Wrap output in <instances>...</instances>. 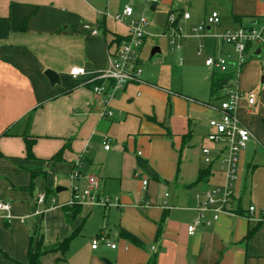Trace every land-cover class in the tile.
<instances>
[{"label":"crops","instance_id":"obj_1","mask_svg":"<svg viewBox=\"0 0 264 264\" xmlns=\"http://www.w3.org/2000/svg\"><path fill=\"white\" fill-rule=\"evenodd\" d=\"M159 2L177 13L185 36H174V47L163 54L153 46L149 58L161 57L155 62L139 53L141 80L109 99L112 114L101 118L106 97L92 88L108 89L109 81L98 75L115 39L129 32L128 19H115L127 0L113 10V0H0V201L10 203V219L0 216V264L27 262L29 239L41 221L47 243L70 237L66 251L42 255L41 264H264V220L243 214L248 205L264 207V49L249 44L236 72L233 45L213 36L241 25H264V2L216 0L218 8H208L203 20L217 11L220 21L208 25L202 37L191 32L200 21L190 14L182 19L174 0L150 8ZM191 44L197 59L185 69ZM210 55L228 62L226 71L207 67ZM74 66L85 72L71 75ZM46 69L57 73L58 82L50 84ZM213 76H223L224 84L210 96ZM229 85L252 92L255 102L238 101L237 116L252 137L227 181L219 171L217 146L206 135L208 119L218 115ZM25 137L34 140L32 157L26 156ZM205 146L211 164L203 162ZM59 150L60 160L52 161ZM141 161L155 172L147 175L144 191L142 177L134 176ZM77 163L74 185L84 188L86 177L94 176L100 193L118 200L107 207L84 201L67 221L61 204L70 196L69 174ZM226 183L234 191L237 214H221L190 235L187 228L197 217L195 193ZM57 186L63 189L57 192ZM40 194L54 197L56 204L38 203ZM101 231L114 248L102 243L91 248Z\"/></svg>","mask_w":264,"mask_h":264},{"label":"built area","instance_id":"obj_2","mask_svg":"<svg viewBox=\"0 0 264 264\" xmlns=\"http://www.w3.org/2000/svg\"><path fill=\"white\" fill-rule=\"evenodd\" d=\"M154 4L159 0H147ZM264 2V0H263ZM133 9L130 5H125L121 13L115 15V19L122 21L128 19L129 32L127 36L123 37L114 47L113 50L108 52L107 65L99 73L98 79L109 81L108 89L105 91L102 85H94L93 91L97 94L105 95L103 99L105 108L100 112L101 118L111 116L112 112L107 107L108 100L115 97L117 92L124 88L125 85L132 82L141 80L142 68L138 61L137 51L141 47L144 38L147 35V21L144 17L137 19L132 18ZM189 18V13H182V19ZM170 24L168 26V33H165L173 43L174 36L184 37L185 34L181 33V25L179 18L173 12L169 13L168 17ZM220 21L219 13L211 11V13L200 23L199 27L192 28V34L196 37H202L205 34L207 26L210 24H218ZM85 28H90L88 23H84ZM93 33H97L96 29H92ZM214 37L223 42L233 45L237 53V60L234 62V69L236 72L240 69L246 60V50L249 44H255L259 48L264 49V25L255 27L251 25H241L234 29H226L219 34H213ZM203 44L200 43L197 52L200 53ZM205 65L209 68L216 67L220 71H226L229 63L220 57L207 56ZM85 68L82 66H74L70 69V74L73 76L82 75ZM244 99L248 104L255 102V95L252 92L244 93L238 89L232 88L230 85L226 86L223 90V98L220 100L216 110L218 115L208 119L209 132L206 138L209 142L215 144L218 150L219 158V171H222L227 181L234 178L237 171L238 158L241 151L246 147L248 141L252 137L250 130L244 126L236 113L238 101ZM104 148L109 149L108 140L104 141ZM202 159L206 164H211L213 158L211 156V149L209 147H202ZM80 163L69 174L70 179V196L67 201L61 206L80 205L84 201H89L94 205L103 207L116 205L118 197L109 196L100 193L98 181L94 176L86 177V187L79 188L74 185V181L80 176ZM135 177H142L141 187L146 190L148 184V176L143 168L134 171ZM198 200L195 210L197 217L194 219L187 230L191 235L195 232L196 228L201 224H209L211 220H216L221 214H237L234 210L233 203L235 195L229 183L224 186L210 187L203 191L195 193ZM49 201V205L56 204L54 197H48L46 194H40L37 202L40 204ZM41 210H35V213H40ZM206 213L210 214V218H206ZM243 214L249 219L264 220V207L257 208L254 205H248ZM0 216L6 220L10 219V203L7 201H0ZM104 244L107 247L114 248L115 244L110 242L100 232L98 235L92 237L91 248L95 249L99 244Z\"/></svg>","mask_w":264,"mask_h":264},{"label":"rangeland","instance_id":"obj_3","mask_svg":"<svg viewBox=\"0 0 264 264\" xmlns=\"http://www.w3.org/2000/svg\"><path fill=\"white\" fill-rule=\"evenodd\" d=\"M125 1L126 0H113L112 10L119 7L121 4L123 5ZM127 2L133 9L134 14L132 18L137 19L140 17H144L148 24L146 28L148 30L146 40L141 46L142 49H138L137 54L140 53L142 59L146 61L152 60L153 62H155L161 57L159 53H156L151 59L149 58L153 46H160L162 48V54L167 50H171V47H174V45H171L170 40L166 38V36H164L166 28H168L170 24V21L168 19L169 9L166 5H163L160 2L156 5V9H151L150 6L152 3L148 2L147 0H127ZM217 6L218 3L216 2V0H174L175 8H182V13H189L192 16V20H195L196 22L200 21V23L205 16L206 10L211 7L218 8ZM113 12H115V10ZM118 13H121V11ZM174 15L177 16V13H175ZM200 23L194 27H199ZM168 32L169 30L167 29L165 33ZM190 48H193L194 51H190L187 55V58L184 57L183 68L185 69H188L190 68L188 66H192L193 64H195V59H197L195 53V45L193 46V44H191Z\"/></svg>","mask_w":264,"mask_h":264},{"label":"trees","instance_id":"obj_4","mask_svg":"<svg viewBox=\"0 0 264 264\" xmlns=\"http://www.w3.org/2000/svg\"><path fill=\"white\" fill-rule=\"evenodd\" d=\"M26 18L23 19L21 22L19 28H24ZM122 38L115 39L117 43ZM224 77L223 76H213V78L210 81L209 85V92L210 96H214L218 89L223 86ZM25 139V153L26 156L32 157V146H33V139H29L27 137ZM62 150H59L52 158V161H58L61 158ZM205 172H200L199 179L203 177ZM34 175V173L32 172ZM62 209L64 211V215L67 221L71 219V216H74L78 213V205H72V206H62ZM255 230L253 228L251 231L248 232L247 236H250L251 233ZM70 237L66 238L61 241H55L47 243L44 240L43 235V224L42 221L38 224L35 232L31 235L29 239V245H28V252H27V262L25 264H41L40 257L46 253H51L55 251H66L68 245H69ZM148 264H153V261H150Z\"/></svg>","mask_w":264,"mask_h":264},{"label":"water","instance_id":"obj_5","mask_svg":"<svg viewBox=\"0 0 264 264\" xmlns=\"http://www.w3.org/2000/svg\"><path fill=\"white\" fill-rule=\"evenodd\" d=\"M154 7L152 6L151 9H153ZM45 75L48 77L49 82L51 85H53L54 83L58 82V75L56 72L50 70V69H46L45 70ZM141 167L143 168V170L145 171V173L149 176V177H154L155 172L153 171V169L151 168V166L146 163L145 161H141L140 162ZM63 188L60 186L56 187V191L59 192L60 190H62Z\"/></svg>","mask_w":264,"mask_h":264}]
</instances>
